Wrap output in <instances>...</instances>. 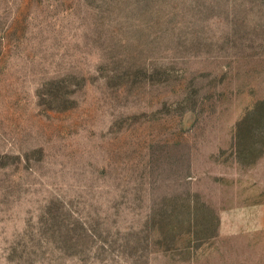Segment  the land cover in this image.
Here are the masks:
<instances>
[{
    "label": "rangeland",
    "instance_id": "obj_1",
    "mask_svg": "<svg viewBox=\"0 0 264 264\" xmlns=\"http://www.w3.org/2000/svg\"><path fill=\"white\" fill-rule=\"evenodd\" d=\"M0 264H264V0H0Z\"/></svg>",
    "mask_w": 264,
    "mask_h": 264
}]
</instances>
